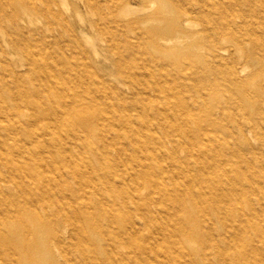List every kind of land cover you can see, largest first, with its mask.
Returning <instances> with one entry per match:
<instances>
[{"label": "bare ground", "instance_id": "bare-ground-1", "mask_svg": "<svg viewBox=\"0 0 264 264\" xmlns=\"http://www.w3.org/2000/svg\"><path fill=\"white\" fill-rule=\"evenodd\" d=\"M15 1L0 0V16H10L18 28L24 16L52 11L48 0L44 4L24 0L18 10L9 12L7 3ZM157 1L151 14L106 18L110 25L107 20L97 24L98 33L134 32L135 37L128 39L131 47H145L155 64L165 68L164 77L148 86L155 96L144 89L143 100L133 108L121 103L114 114L101 113L115 103L100 92L104 89L106 97L119 95L125 84L113 65L99 57L94 35H87L94 57L85 64V72H72L66 60L65 70L53 72L48 64L31 61L29 72L37 69L40 85L9 97L0 81V264H131V256L164 264L163 249L150 244L148 234L138 239V231L146 230L148 220L155 217L150 210L155 191L175 197L156 173L180 160L175 154L160 157L168 143L176 151L196 145L208 123L234 138L264 132V0ZM113 2L112 13L139 9L121 0ZM188 11L201 16L199 29L184 31L183 25L192 23ZM17 31L4 38L6 45L23 44ZM39 31L45 35L44 29ZM230 39L232 47L225 45ZM240 43L246 44L245 51ZM121 63L116 61V66ZM131 109L145 121L155 117L169 123L165 128L141 124ZM157 128H164L165 134L157 133ZM129 142L136 145L133 153ZM135 157L149 161L133 165ZM197 179L209 180L206 187L218 201L214 212L230 214L237 200L233 195L241 188L236 179L226 176L232 185L229 192L209 174ZM185 180L190 181L191 198L204 201L205 185L192 184L196 180L192 175ZM182 208L193 220L192 226L184 220L183 229L197 233L205 244L209 221L201 219L196 208L184 204ZM134 210L142 214L141 226ZM256 211H252L255 217L244 211L238 224L262 227ZM254 254L264 258L261 248Z\"/></svg>", "mask_w": 264, "mask_h": 264}, {"label": "rangeland", "instance_id": "rangeland-1", "mask_svg": "<svg viewBox=\"0 0 264 264\" xmlns=\"http://www.w3.org/2000/svg\"><path fill=\"white\" fill-rule=\"evenodd\" d=\"M121 1L124 4H133L139 9L127 14L119 9L112 13L113 0H98L96 4H88L84 0H48L52 11L24 16L19 24L21 28L8 19L10 16H0V81L4 82L5 95L8 97L10 93L22 95L27 86L40 85L37 69L29 72L28 63L31 61L46 63L49 65V70L53 72L56 69L65 70L64 61L66 60L71 65L72 72H85V64L94 57L87 35H94L97 36L96 46L101 52L99 57L113 65L119 80L125 84L124 93L119 95L110 93V97H106L107 94L103 92L105 90L101 89L100 93L104 94L103 99H111L115 103L105 110H100L101 113L109 116L114 114L112 110L116 111L115 108L120 107L121 103L133 108L132 105L136 101H142L145 95L144 89L147 90L149 84L154 85V79L162 77L165 68L155 64L145 47H131L128 39L132 40L135 37L134 32L126 35L118 33L113 36L105 31L98 33L97 24L106 22V18H135L151 14L158 7L159 2L157 0ZM23 2L24 0L9 2L7 10L9 12L18 10ZM37 2L44 4V0H37ZM166 13L176 15L173 11ZM187 17L192 23L185 26L183 25L185 21H182L184 31H194L202 26L201 16L198 13L188 11ZM176 18H178L177 15ZM106 24L111 23L107 20ZM39 29H44L45 35L38 32ZM30 30L35 31L36 35H32ZM14 31L19 32L17 34L22 37L21 46H9L4 42V38ZM232 39L236 40L234 37ZM232 39L226 41L225 45L234 46ZM29 45L30 48H28ZM240 45L244 51L247 49L245 43ZM118 60L122 63L116 66ZM53 78L57 82L62 81V77L54 76ZM137 80H139L138 83H135ZM148 90L150 95L155 96L153 90L150 88ZM22 103L25 113L30 114L31 110L27 104ZM150 103L154 104L155 101L151 100ZM131 110L133 114L136 112L134 109ZM134 116L141 124L151 126L159 124L165 128L169 123L155 117L145 121L138 113ZM207 125L208 129L201 134L196 145L179 148L176 151L173 145L168 143L167 152L162 151L161 158L175 154L180 159L170 163L169 166L163 165L161 170L156 171L159 177H163L175 197L160 196L159 192H154L150 197V210L154 212L155 217L148 220L146 230L139 229L138 239L143 233L148 234L149 243L163 249L164 264H264V258L254 254L256 248L264 250V132H252L246 136L238 135L234 138L214 131L209 123ZM164 128H157V133L165 134ZM108 131L117 132L115 128ZM182 137L186 141L189 140L186 135ZM135 146L129 142V151L133 153ZM139 159L135 157L130 163L135 165L140 161H149L145 158ZM235 173H238L240 177L236 179ZM202 174H209L216 178L215 181L225 186L226 192L232 188V185L226 182V176L230 175L236 179L235 185L241 188L233 195L237 200L230 214L221 209L214 212L213 207H216L218 201L211 197V191L206 187L209 180L197 179ZM187 175L196 178L194 181L191 180L192 184L205 185L207 190L203 193L204 201L197 202L191 198L188 188L190 181L185 180ZM150 187L147 188L148 191L152 189ZM176 194H181V198L176 197ZM183 204L196 208L199 217L209 221L208 239L205 244L197 233L183 229L184 220H188L186 223L191 226L193 224L189 214L183 210ZM255 209L257 210L255 214L260 215L257 221L262 227L247 223L238 224L244 211L252 214ZM133 214L136 222L141 226L139 222H142V214L135 210ZM252 216L255 217L253 214ZM126 222L129 223V220L127 219ZM258 228L263 229L259 231ZM150 259L151 261L146 262L139 256H131L130 261L131 264H162L155 258Z\"/></svg>", "mask_w": 264, "mask_h": 264}]
</instances>
